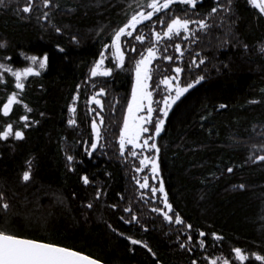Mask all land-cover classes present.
I'll return each mask as SVG.
<instances>
[{
	"label": "trees",
	"instance_id": "1",
	"mask_svg": "<svg viewBox=\"0 0 264 264\" xmlns=\"http://www.w3.org/2000/svg\"><path fill=\"white\" fill-rule=\"evenodd\" d=\"M29 2L6 0L8 6L0 7V41H7V47H0V63L20 70L32 64L21 53L49 57L39 76L26 79L22 93L10 73L0 79V130L10 122L15 130L25 132L21 140L0 139V191L11 205L7 224L0 211V228L68 246L105 264H191L192 260L211 264L212 259L223 264V258L230 264H264L255 259L256 254L264 255V161L258 160L264 155L260 147L264 145V14L250 0H232V11L221 8L213 23L208 13L215 0H198L197 9L187 6V15L193 20L208 19L212 27L207 34L197 31L198 41L174 38L160 44L150 81L155 107H161L166 95H161L165 76L178 75L181 86L205 76L174 104L165 130L156 139L169 202L185 222L169 224L162 214L152 211L162 207L160 195L149 199L153 196L150 189L142 190L136 183L140 160L119 148L134 61L154 43L149 28L141 25L137 29L149 37L143 43L134 39L137 33L122 38L137 49L132 52L129 44L123 45V69L115 66L108 77L90 75L104 45L112 44L113 30L147 0H52L49 7L35 0L33 13L22 12ZM219 2L228 4V0ZM185 7L173 6L168 16L161 15L167 23L169 16L184 17L181 10ZM44 12L50 13L49 20L42 19ZM53 25L62 31H55ZM156 30L162 29L157 25ZM177 44L184 50L182 58ZM114 51L109 47L105 66L117 65ZM165 55L173 56V61L165 60ZM204 57L205 62L197 67ZM176 66L184 68V73L175 74ZM13 91L20 93L32 112L14 104L4 116L3 105ZM77 92L80 99L75 101L73 114ZM96 94L103 109L91 101ZM222 104L227 107L221 108ZM93 108L104 123L100 145L89 156L85 148L95 143L93 118L99 124ZM23 115L29 116L30 127H24ZM70 119H76L77 125L69 124ZM66 154L75 159L68 161ZM28 161H32V177L24 181ZM229 167L232 172L227 171ZM84 175L90 183L83 182ZM148 179L154 186V178L149 175ZM241 184L245 187L240 188ZM141 191L148 194L144 200ZM89 203L92 208L87 207ZM128 206L133 212L124 211ZM133 216L139 222L132 219L129 223ZM188 223L192 229L186 228ZM200 231L207 235L200 237ZM213 232L223 239L216 240ZM188 235H192L187 241L191 252L180 247ZM129 236L147 243L157 255L152 256L142 244H132ZM200 239L206 242L204 248L199 247ZM236 247L245 251L247 261L236 259Z\"/></svg>",
	"mask_w": 264,
	"mask_h": 264
},
{
	"label": "snow or ice",
	"instance_id": "2",
	"mask_svg": "<svg viewBox=\"0 0 264 264\" xmlns=\"http://www.w3.org/2000/svg\"><path fill=\"white\" fill-rule=\"evenodd\" d=\"M35 0H30L23 8L22 12L24 13H33L34 8L33 5ZM232 0H228L227 5H222L219 0H215V6L210 9L208 13V19H212L213 23L214 14L218 13V10L223 8L226 13H230L232 11L230 5ZM251 5L255 8L259 9V12L264 14V0H250ZM42 4L44 7H49L52 5V0H42ZM179 5L186 6L183 11L185 16L181 15H172L168 17V22L163 18V16H168V10L173 9V6L179 7ZM198 0H147L145 4H138L137 8L139 10H133L129 15V18L126 22L123 23L122 26L117 27L113 30L112 34V44L104 45V51L100 53L99 60L94 63L93 68L91 69L90 75L91 77H108L111 76L114 67L118 66L123 69L125 65L126 53L124 51L123 45L129 44L130 50L132 52H136L137 49L134 45H131L130 41L124 40V37H133V33H137V29L139 26L144 25L149 28L150 35L155 37V42L152 43L146 49V54L144 52L139 53L140 58L135 60V86L131 91V103L127 105V117L123 121V127L119 135V148L121 153L128 150L131 152L133 157H142L140 159V164L143 167H137V172H143L145 168L151 166V173L153 174L154 179L159 180V186H151L149 184L148 177H145L143 181L137 180L136 183L139 185L140 189H150V192L153 194L149 199L154 198V194L160 192L163 194L162 203L164 207H153L152 211L158 214H162L163 218L168 221L169 224H184L182 217H180L177 213L173 211V205L169 202L168 192L164 189L163 186V178L158 174L160 172V163H159V153L160 146L156 143V138L160 137L161 133L165 130V122L166 118L171 111V108L180 98L188 92L190 88L196 86L201 81L205 80L204 75H199L198 78L187 81L183 86L179 84V76L178 75H169L165 76L163 79V83L166 85L165 92L169 93L166 95L161 103L162 107L157 104L156 107L154 104V94L153 91H150L152 85L150 81L152 80V64L153 61L157 58L158 53H160V44L163 42L164 38L167 37L169 40H173L175 37H182V39L190 40V41H198L200 39L195 33L197 31H202L207 34L208 29L212 27L208 23V19L201 17L198 20H193L191 16L187 15L188 8L190 6L192 9H197ZM8 4L6 0H0V7H7ZM174 11V9H173ZM128 15V13H125ZM163 14V16L161 15ZM196 15H200L199 11L195 13ZM50 13L44 12L42 19L49 20ZM155 17V20L153 18ZM38 20L41 19L40 16L36 17ZM221 23H223L224 17H221ZM146 21L152 22L151 24H145ZM159 25L161 27V31L156 30V26ZM195 25V27H192ZM55 31L60 32L62 29L53 25ZM149 37L143 33V29H140V32L135 35L134 39L143 43ZM73 39H76L73 37ZM78 42V41H77ZM226 41H221V44L224 45ZM0 47H7V41H0ZM109 47L115 49L112 52V55L117 60V65L113 67L105 66V61L107 59L106 53L108 52ZM247 47V45H245ZM176 51L180 53V57L182 58L184 55V50L181 45H176ZM264 52V47L261 49ZM21 55L25 56L26 60H30L32 65L31 67H23L20 70H15L11 66V64L0 63V79H3L5 73H11L13 77H15V87L22 91L25 89V81L26 78L31 76H39L40 72L37 71V65L40 69H44L48 66L49 57L47 55H43L42 59L39 56L32 55L28 56L24 53ZM12 58L9 56L7 60H11ZM165 60L173 61V56L165 55ZM207 57L202 58L199 64L205 62ZM195 63V60H193ZM184 68L180 66H176L174 68L175 74L184 73ZM173 80H176L177 83L174 85ZM174 90L175 94H171ZM100 93H105L104 88H100ZM99 94L92 95L91 101L96 105H99L101 109H103V101L98 99ZM162 96L165 93H161ZM20 93L13 91L10 96L7 98V102L3 105L2 111L4 116H8L12 111L14 104H21L23 108L27 112H32L33 109L29 107L27 103H25L22 99L19 98ZM80 99V93L77 92L74 96L73 104L71 105V111L73 114L76 113V103ZM221 108H226L227 105H220ZM157 108L160 109V112L163 113L162 116H159L157 112ZM93 112H97L95 108L91 109ZM153 114H156L158 117V122L153 121ZM44 115V113H41ZM99 116V112H97ZM25 124L24 127H30L31 125L28 123L29 116L23 115L20 117ZM69 124L76 126L77 120L70 119ZM32 123L38 124V120L32 121ZM104 123V117L99 116V124L96 123L95 118L92 121V128L95 131V143H91L88 147L85 148V151L88 152V155L91 156L92 152L96 151L98 146L100 145L101 140V130L100 125ZM10 137H14L17 140H21L25 138V132L23 130H15L12 123H7L4 126V130H0V139L4 141H8ZM150 141H152L150 143ZM131 145V149H127L126 146ZM264 149V145L260 146ZM136 149H141L144 151L137 152ZM153 151L152 156L146 155V151ZM67 155V154H66ZM75 157L73 155H67L68 161H73ZM259 161H264V155H260L258 157ZM31 164L32 161H28L29 170L24 171L22 175V179L24 181H29L32 177L31 173ZM228 172H232L233 169L229 167L227 169ZM135 178V177H134ZM83 182L85 184L90 183L89 177L84 175L82 177ZM240 188H244L245 185H239ZM100 192H97V197L100 196ZM148 194L146 192L141 191L140 198L144 200L145 196ZM11 205L8 202L5 193L0 191V211L4 213L5 216V224L8 223V213ZM88 208H92L93 204L89 203L87 205ZM113 208L118 207V205L113 204ZM129 213L133 212V208L128 206L124 209ZM123 218V217H121ZM132 219L137 220L139 222V217L133 216L129 219V223H131ZM187 229H192L193 225L191 223L186 224ZM123 235V233H121ZM207 234L203 231L199 232L200 237H204ZM216 240H222L223 237L219 234L213 232L211 233ZM131 240V243L134 245L142 244L145 249L152 256H156L157 253L153 251V249L141 240L134 239L132 237H128ZM192 240V235H188L186 237V242L180 243V247L183 249H187L189 252L193 251V248L189 246L187 241ZM205 240H199V247H205ZM234 252L236 254V259L239 261H247L249 259L248 255H246L245 251L240 247L234 248ZM255 259L261 262H264V255L256 254ZM0 264H104V262L100 259L94 258L91 255H85L83 252L79 250H75L68 246H61L57 243L46 242L41 239L35 238H25L21 235L8 230L7 228H0ZM191 264H198L196 260H192ZM211 264H218L216 259L211 260ZM223 264H230L229 259L223 258Z\"/></svg>",
	"mask_w": 264,
	"mask_h": 264
},
{
	"label": "rangeland",
	"instance_id": "3",
	"mask_svg": "<svg viewBox=\"0 0 264 264\" xmlns=\"http://www.w3.org/2000/svg\"><path fill=\"white\" fill-rule=\"evenodd\" d=\"M192 27H195V25H193ZM197 33V32H196ZM195 33V34H196ZM179 38H181L182 39V37H175V39H179ZM165 39H168L167 37H165L164 38V40ZM153 42H155V37L153 36ZM146 54V53H145ZM159 57V53H158V55H157V58ZM156 58V59H157ZM155 59V60H156ZM155 60L153 61V63L155 62ZM153 65V64H152ZM31 66H33L32 64H31ZM152 67V66H151ZM43 69H40L39 67H38V65H37V71H39L40 73H41V71H42ZM1 71H3V70H1ZM11 74V73H10ZM15 78V77H14ZM27 79V78H26ZM177 83V81L176 80H173V84L175 85ZM163 87H165V89H166V85L163 83ZM135 86V72H134V75H133V85H132V89H133V87ZM19 90V89H18ZM190 90V89H189ZM150 91H151V89H150ZM166 95L167 94H169V93H166V92H164ZM187 93V92H186ZM185 93V94H186ZM171 94H175L174 93V90H173V92L171 93ZM184 94V95H185ZM166 95H165V98H166ZM183 95V96H184ZM131 96V95H130ZM129 103H131V97H130V100H129ZM128 103V104H129ZM153 106L155 107V105L153 104ZM174 106V105H173ZM172 106V107H173ZM161 107H162V105H161ZM172 109V108H171ZM158 113H159V116H162L163 115V113L162 112H160V110H158L157 111ZM126 117H127V110H126V114H125V119H126ZM124 119V120H125ZM153 121L154 122H158V117H157V115L156 114H153ZM157 139V138H156ZM152 141H150V143H151ZM126 148L127 149H131L132 148V146L131 145H127L126 146ZM127 151V150H126ZM126 151H124L123 153H125ZM136 151L139 153V152H141V151H144V150H141V149H136ZM153 151L154 150H152V151H146V155H148V156H152L153 155ZM136 158H138V157H136ZM142 157H139L138 159L140 160ZM141 167H143V165H141ZM149 175H151L152 177H153V174L151 173V166H149V167H147V168H145L144 169V171L143 172H139V180H141V181H143V179L145 178V177H148ZM159 176H160V172H159V174H158ZM161 177V176H160ZM154 186H159V180L158 179H154ZM163 186H164V184H163ZM164 189H165V187H164ZM143 190H147V189H143ZM154 195H160V197H161V204H162V207H164V205H163V203H162V200H163V194L162 193H160V192H157L156 194H154Z\"/></svg>",
	"mask_w": 264,
	"mask_h": 264
},
{
	"label": "water",
	"instance_id": "4",
	"mask_svg": "<svg viewBox=\"0 0 264 264\" xmlns=\"http://www.w3.org/2000/svg\"><path fill=\"white\" fill-rule=\"evenodd\" d=\"M86 255V254H85ZM105 264V263H104Z\"/></svg>",
	"mask_w": 264,
	"mask_h": 264
}]
</instances>
